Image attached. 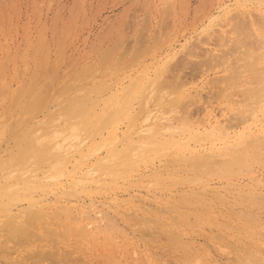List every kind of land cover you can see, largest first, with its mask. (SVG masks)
I'll use <instances>...</instances> for the list:
<instances>
[{
    "label": "rangeland",
    "instance_id": "1",
    "mask_svg": "<svg viewBox=\"0 0 264 264\" xmlns=\"http://www.w3.org/2000/svg\"><path fill=\"white\" fill-rule=\"evenodd\" d=\"M245 13L252 29L241 23ZM261 20L264 0H0V189L5 185L0 204L8 203L0 205V264H264ZM241 25L256 34H245ZM125 88L131 105L127 95L120 99ZM91 96H98L101 107L93 108L95 112L91 108L90 114L115 116L107 127L103 122L108 118L93 117L91 124L105 125L102 132L96 123L85 126V116L77 112ZM118 97L117 103L127 100L124 105L138 116L134 109L122 113L123 104L118 109L125 116L107 114L114 112L112 102L116 106ZM38 100L40 109L24 106ZM147 107L172 117L161 134L176 148L159 147L163 145L155 143L162 135L151 132L144 136L156 138L138 143L142 150L130 144L129 136L116 148L115 140L134 131ZM82 126L98 133L93 130L94 138L89 133L88 138ZM20 133L39 146L46 139L62 145L63 151L73 145L74 156L64 151L62 162L45 164L26 152L21 162L16 158L24 139ZM152 143L159 149H149ZM109 146L130 153L134 167L126 169L117 158L113 167L110 160V165L101 167V161L96 167L98 157L113 153ZM236 156L243 158L240 164L233 162ZM88 165L94 167L93 176L82 175ZM104 167L113 168L114 175H104ZM28 180L39 186L26 189ZM7 187L19 189L18 198L7 195ZM34 207L48 209L41 222L31 218ZM26 223L28 235L13 234V228Z\"/></svg>",
    "mask_w": 264,
    "mask_h": 264
},
{
    "label": "bare ground",
    "instance_id": "2",
    "mask_svg": "<svg viewBox=\"0 0 264 264\" xmlns=\"http://www.w3.org/2000/svg\"><path fill=\"white\" fill-rule=\"evenodd\" d=\"M242 15H243V14H242ZM246 16H248V15H246V13H245L243 16H241V17L243 18V20L241 21V23H242L244 26H246V27H248V25H250V26L253 25V24H254L253 21H252L251 19H248ZM249 18H250V17H249ZM261 21H262V20H261ZM261 21H260V23H261ZM255 23H256V22H255ZM263 23H264V21H262V24H263ZM259 26H260V24H259ZM259 26H258V27H259ZM263 26H264V25H263ZM238 27H239V25H238ZM260 27H262V26H260ZM260 27H259V29H260ZM240 28H242V25H241ZM248 28H251V27H248ZM248 28H247V29H248ZM256 28H257V27H256ZM247 29H246V30H247ZM251 29H252V28H251ZM236 30H237V29H236ZM242 30L245 32V30H244L243 28H242ZM248 30H249V29H248ZM262 30H263V29H262ZM237 31H238V30H237ZM253 31H256V30L254 29ZM260 32H262V31H260ZM263 32H264V31H263ZM263 32H262V33H263ZM225 33H226V32H225ZM246 33L248 34L247 31L245 32V34H246ZM257 33H259V32H257ZM253 34L255 35L256 33H254V32H253V33H250V32H249L248 35H249V36H250V35L252 36ZM260 34H261V33H260ZM238 35H239V34H238ZM238 35H237V33H236V36H238ZM263 35H264V34H263ZM240 36H241V35H240ZM243 36H244V35H243ZM246 36H247V35H246ZM238 38H239V37H238ZM243 38H244V37H243ZM224 40H225V38H224ZM262 40H263V39H260V41H262ZM222 41H223V40H222ZM226 41H227V40H226ZM237 42H238V41H237ZM262 45H263V44H262ZM249 46H250V45H249ZM247 48H248V47H247ZM255 49H256V48H255ZM249 50H250V49H249ZM242 52H243V51H242ZM253 53H254V52H253ZM263 53H264V52H263ZM224 54H225V53H224ZM242 55H243V54H242ZM255 55H256V54H255ZM255 55H254V56H255ZM104 56H105V55H104ZM135 56H136V55H135ZM218 56H219V55H218ZM251 56H252V55H251ZM254 56H252V57H254ZM256 56H258V55H256ZM105 57H106V56H105ZM227 57H228V56H227ZM242 57H243V56H242ZM242 57H241V58H242ZM245 57H246V56H245ZM260 57H261V56H260ZM262 57H263V56H262ZM241 58H239V59H241ZM257 58H258V57H257ZM107 59H108V58H107ZM107 59H106V60H107ZM242 59H243V58H242ZM242 59H241V60H242ZM248 59H249V58H248ZM255 59H256V57H255ZM122 60H123V59H122ZM217 60H218V59H217ZM237 60H238V59H237ZM215 61H216V60H215ZM251 61H253V59H252ZM256 61H257V60H256ZM256 61H255V62H256ZM258 61H259V60H258ZM258 61H257V62H258ZM237 62H239V61H237ZM237 62H236V63H237ZM247 62H250V60L247 61ZM259 62H260V61H259ZM245 63H246V62H245ZM245 63H244L243 66H245V65L247 64V63H246V64H245ZM251 63H253V62H251ZM100 65H101V64H100ZM102 65H103V64H102ZM252 66H253V65H252ZM93 67H94V66H93ZM89 69H90V67H89ZM79 70H80V69H79ZM87 71H88V70H87ZM262 71H263V70H262ZM259 72H260V71L258 70L257 73H259ZM250 73H251V72H250ZM261 73H262V72H261ZM261 73H260V75H261ZM249 75H250V74H249ZM29 76H30V75H29ZM32 76H33V75H32ZM239 76H240V75H239ZM249 77H250V76H249ZM257 77H259V74H256V78H257ZM32 78H33V77H32ZM41 78H42V77H41ZM240 78H241V77H238V79H240ZM260 78H261V77H260ZM260 78H259V79H260ZM262 78H263V76H262ZM262 78H261V79H262ZM38 79H39V78H38ZM261 79H260V80H261ZM149 80H150V79H149ZM248 80H249V79H248ZM252 80H253V79H252ZM252 80H251V82H252ZM256 80H258V78H257ZM27 82H28V81H27ZM146 82H147V81H146ZM248 82H249V81H248ZM28 83H29V82H28ZM33 83H34V82H33ZM26 84H27V83H26ZM35 84H36V83H35ZM260 84H261V82H260ZM28 85H29V84H28ZM42 85H43V84H42ZM141 85H142V84H141ZM22 86H23V85H22ZM93 86H95V85H93ZM93 86H91V87H93ZM131 86H135V87H136L137 85H136V84H133V85L131 84V85H129V87H131ZM20 87H21V85H20ZM28 87H29V86H28ZM31 87H32V86H31ZM110 87H111V86H110ZM122 87H124V86H122ZM137 87H138V86H137ZM163 87H164V86H163ZM26 88H27V87H26ZM26 88H25V89H26ZM97 88H98V87H96V90H97ZM104 88H105V87H104ZM139 88H140V87H139ZM19 89H20V88H19ZM19 89H18V90H19ZM30 89H31V88H30ZM34 89H35V88H34ZM36 89H37V87H36ZM38 89H39V88H38ZM42 89H43V88H42ZM42 89H41V90H42ZM89 89H91V88H89ZM99 89H100V88H99ZM102 89H103V88H102ZM118 89H119V88H118ZM121 89H122V88H121ZM143 89H144V88H143ZM180 89H181V88H180ZM259 89H260V88H259ZM21 90H22V89H21ZM134 90H135V88H134ZM138 90H139V89H138ZM176 90H177V89H176ZM254 90H255V88H254ZM261 90H262V89H261ZM26 91H28V90H26ZM42 91H43V90H42ZM86 91H87V90H86ZM97 91H98V90H97ZM100 91H101V90H100ZM115 91H116V90H115ZM123 91L125 92V91H126V88H125V90L123 89ZM139 91H140V90H139ZM139 91H137V93H138ZM180 91H181V90H180ZM244 91H245V90H244ZM252 91H253V90H252ZM95 92H96V91H95ZM101 92H102V91H101ZM121 92H122V91H121ZM124 92H123V96H122V97H121L122 93H120V94H121V95H120L121 98H120V97H118L117 99H116V98H115V99L113 98V99L115 100V102H116V103H115L116 106L113 104L114 101H113V102H112V100L110 101V102H112L113 107H116V109L113 108V107L111 108L112 105H111L110 102H109L110 104H109V103L107 104V107H108V105H110V106L108 107L109 109H106V106H105V109H106L107 112H108L109 110L111 111V109L114 110V112H112V113L109 112V113H107V114H109V115L111 114L112 117H113V113L116 112V113H118L117 116L119 117V115L122 114L124 111L127 112V113H128V112L130 113V111L134 109V108L129 109L131 106L126 107L127 105H124V104L127 102V100H125V102H124V104H123L124 96L126 97V95L128 94L127 92H125L126 94H125ZM16 93H17V91H16ZM88 93H89V92H88ZM103 93H104V92H103ZM182 93H183V92H182ZM254 93H255V92H254ZM17 94H18V93H17ZM32 94H33V93H32ZM35 94H36V92H35ZM89 94H90V93H89ZM108 94H109V93H108ZM116 94H117V93H116ZM118 94H119V93H118ZM129 94H130V93H129ZM129 94H128V95H129ZM29 95H30V94H29ZM40 95H41V94H40ZM87 95H88V94H87ZM87 95H86V96H87ZM90 95H91V94H90ZM95 95H96V94H95ZM97 95H98V94H97ZM112 95H113V94H111L110 96H112ZM128 95H127V98H126V99H128ZM137 95H138V94H137ZM243 95H244V94H243ZM31 96H32V95H31ZM34 96H35V95H34ZM38 96H39V92H38ZM45 96H46V95H45ZM110 96H109V97H110ZM202 96H203V95H202ZM256 96H257V95H256ZM256 96H255V97H256ZM18 97H19V96H18ZM35 97H36V96H35ZM46 97H47V96H46ZM107 97H108V96H107ZM191 97H192V96H191ZM21 98H22V97H21ZM23 98H24V97H23ZM25 98H26V97H25ZM47 98H48V97H47ZM81 98H82V97H81ZM83 98H84V97H83ZM87 98H88V97H87ZM101 98H102V97H101ZM101 98H100V99H101ZM119 98L122 99L123 101L121 100L122 102H121V101H118V103H117V100H120ZM202 98H203V97H202ZM249 98H250V97H249ZM28 99H29V98H28ZM37 99H38V97H37ZM74 99H75V98H74ZM103 99H104V98H103ZM109 99H110V98H109ZM129 99H130V100H129ZM129 99H128L129 101H128L127 103H130V105H131V102H132V101H131V98L129 97ZM149 99H150V98H149ZM192 99H193V97H192ZM247 99H248V98H247ZM23 100H24V99H23ZM84 100H85V99H84ZM84 100H81V101H84ZM88 100H89V101H88ZM88 100H86V101H84L83 103H81V106H79L80 109H79V111H77L79 114L82 115V117H83V115L85 116V118L83 119L84 121H82L83 124H84L85 126H88L89 123L91 124V121L94 119L93 117H95L97 114H99V115H98L99 118H100V116H101V115H100L101 111L98 112V113H96V114H94V113H91V114H90V112H92V111L95 112L94 109H96V107H99V99H98V96H96V97H94V96L92 97V96H91V98L88 99ZM107 100H108V99H107ZM107 100H105V101H107ZM195 100H196V99H195ZM245 100H246V99H245ZM18 101H19V100H18ZM18 101H17V102H18ZM31 101H32V99H31ZM69 101H70V100H69ZM71 101H72V100H71ZM73 101H74V100H73ZM87 101H88V102H87ZM130 101H131V102H130ZM248 101H249V100H248ZM107 102H108V101H107ZM203 102H204V101H203ZM254 102H255V101H254ZM14 103H15V102H14ZM38 103H39V100H38V102H36V101H33V102H31V103H26V102H25V103H24V106H31L32 108L35 109V108L38 107V106H37ZM68 103H69V102H68ZM77 103H78V102H77ZM87 103H88V104H87ZM119 103H121V104H119ZM12 104H13V103H12ZM71 104H72V103H71ZM74 104H75V103H74ZM74 104H72V105H74ZM79 104H80V103H79ZM86 104H87V105H86ZM118 104H119V105H118ZM122 104L125 106L124 108H122L123 111L120 110V108L122 107V106H120V105H122ZM39 105L41 106V104H39ZM68 105H70V104H68ZM68 105H67V106H68ZM77 105H78V104H77ZM103 105H104V104H103ZM103 105H102V107H103ZM246 105H248V104H246ZM16 106H17V105H16ZM40 106L38 107L39 109H40ZM63 106H65V105H63ZM13 107H14V106H13ZM41 107H43V106H41ZM73 107H76V106H73ZM77 107H78V106H77ZM100 107H101V106H100ZM100 107H99V108H100ZM118 107H120V108L118 109ZM189 107H190V106H189ZM25 108H26V107H25ZM91 108H92V109L94 108V109L92 110ZM110 108H111V109H110ZM126 108H128V110H127ZM141 108H142V107H141ZM256 108H257V107H256ZM39 109H38V110H39ZM67 109H68V108H67ZM70 109H71V108H70ZM75 109H76V108H75ZM90 109H91L92 111H90ZM124 109H125V110H124ZM254 109H255V108H254ZM23 110H24V108H23ZM99 110H100V109H99ZM99 110H98V111H99ZM102 110H103V112L105 111V110H104V107L102 108ZM115 110H118V111H120V112H117V111H115ZM129 110H130V111H129ZM134 110H135V109H134ZM141 110H142V109H141ZM189 110H190V108H189ZM69 111H70V110H69ZM74 111H75V110H74ZM74 111H73V112H74ZM88 111H89V114H87ZM106 111H105V112H106ZM121 111H122V113H121ZM241 111H242V110H241ZM23 112H24V111H23ZM39 112H40V111H39ZM96 112H97V111H96ZM135 112H137V110H135ZM141 112H142V111H141ZM13 113H14V112H13ZM119 113H120V114H119ZM129 113H128V114H129ZM142 113H143V112H142ZM191 113H192V112H191ZM248 113H249V112H248ZM253 113H254V112H252L251 115H252V116H255L256 113H255V114H253ZM67 114H68V113H67ZM72 114H73V113H72ZM75 114H76V113H75ZM79 114H77V115H79ZM92 114H94V115H92ZM101 114H102V113H101ZM107 114H106V115H107ZM128 114H127V115H128ZM131 114H132V113H131ZM138 114H139V113L137 112V116H138ZM189 114H190V113H189ZM236 114H237V113H236ZM238 114H239V113H238ZM30 115H31V114H30ZM30 115H29V116H30ZM69 115H71L70 112H69ZM89 115H90V116H89ZM133 115H134V114H133ZM135 115H136V113H135ZM165 115H166V116H165ZM251 115H250V116H251ZM26 116H27V115H26ZM79 116H80V115H79ZM79 116H78V117H79ZM91 116H92V117H91ZM104 116H105V115H104ZM107 116H108V115H107ZM122 116H125V114H124V115L122 114ZM169 116H170V115H169ZM169 116H167V114H166L165 112L161 113V110L158 111V110H155L154 108L147 107V109L145 110V114L142 116L143 119H142V121L140 122V124H138V125L135 126V122H132V125L135 126L134 131H133L132 133H130V135H127L128 132H125V131H124L123 136H122L120 139L117 138L118 140L116 139L117 141L115 140L114 144H113V142H112L111 144H113L114 146H116V148H119L120 145H121V143L124 142V141H123L124 136H125V137H128V136H129V137H128V138L130 139L129 142L132 141V143L130 142V144H131V145L133 144L134 147L137 149V148L140 146L139 144L145 142V139H147L151 134H153V135H157V137H158V135L161 134V132H162L163 130L166 129V125L168 124L167 121H170V120L172 119V117L170 116V117H171V118H170ZM245 116H246V115H245ZM247 116H248V115H247ZM247 116H246V117H247ZM80 117H81V116H80ZM108 117H109V116H108ZM108 117H105V118H102V117H101L100 120H101V119H103V120H104V119H107ZM112 117H111V118H112ZM127 117H128V116H127ZM198 117H199V116H198ZM242 117H243V116H242ZM27 118H28V117H27ZM99 118H98V119H99ZM119 118H120V117H119ZM140 118H141V117H140ZM95 119L98 120V119H97V116H96ZM114 119H115V116H114V118H113L112 120L108 118V122H103V123H104V124H105V123H106V124H109V120H110V123H111ZM132 119H135V117L132 116ZM136 119H138V118H136ZM136 119H135V121H137ZM18 120H20V119L18 118ZM100 120H99V121H100ZM259 120H260V119H259ZM65 121H66V119H65ZM76 121H77V120H76ZM76 121H75V122H76ZM80 121H81V120H80ZM105 121H106V120H105ZM131 121H133V120H131ZM198 121H199V120H198ZM17 122H18V121H17ZM71 122H72V121H71ZM73 122H74V121H73ZM75 122H74V123H75ZM93 122H94V121H93ZM96 122H97V121H95L94 124H95ZM138 122H139V121H138ZM259 122H260V121H259ZM97 123H98V122H97ZM97 123H96V124H97ZM99 123H100V122H99ZM103 123H102V124H103ZM133 123H134V124H133ZM171 123H172V122H171ZM15 124H16V123H15ZM17 124H18V123H17ZM33 124H35V123H33ZM66 124H67V123H66ZM69 124H70V123H69ZM94 124H91V125H94ZM96 124H95L94 126L99 127L98 124H97V125H96ZM106 124H105V125H106ZM172 124H173V123H172ZM172 124H171V125H172ZM25 125H26V123H25ZM27 125H28V124H27ZM105 125H104V127H105ZM132 125H131V123H130L129 127L132 126ZM171 125H170V126H171ZM11 126H12V124H11ZM28 126H29V125H28ZM36 126H37V125H36ZM40 126H41V125H40ZM72 126H73V125H72ZM79 126H80V125H79ZM85 126H82L83 129H84ZM134 126H133V127H134ZM262 126H263V125H262ZM24 127H25V126H24ZM24 127H23V128H24ZM61 127H62V126H61ZM68 127H69V126H68ZM92 127H93V126H92ZM97 127H96V128H97ZM104 127L101 126V127L97 128V130H99L100 128L103 129ZM106 127H107V125H106ZM114 127H115V126H114ZM129 127H128V128H129ZM20 128H21V127H20ZM28 128H29V127H28ZM38 128H39V127H38ZM57 128H58V127H57ZM65 128L67 129V127H65ZM71 128H72V127H70V130H72ZM128 128H127V129H128ZM130 128H131V127H130ZM189 128H190V127H189ZM189 128H188V130H190ZM192 128H193V127H192ZM207 128H208V127H207ZM215 128H216V127H215ZM258 128H259V126H258ZM260 128H261V127H260ZM85 129H86V127H85ZM91 129H92V128H91ZM102 129H100L101 132H102ZM117 129H118V126H117ZM132 129H133V128H132ZM198 129H199V127H198ZM261 129H263V128H261ZM43 130H44V129H43ZM73 130H74V129H73ZM73 130H72V132H73ZM81 130H82V129H81ZM86 130H87V131H86ZM86 130H85V131L87 132L86 135L88 136V138H89V136H90L89 134H91V135H92V138H94V136H93V133H94V132H93L94 127H93V129L91 130L93 133H92V132H91V133L88 132V130H89L88 127H87ZM95 130H96V129H95ZM95 130H94V131H95ZM120 130H121V129H120ZM123 130H125V129H123ZM191 130H192V129H191ZM195 130H196V129H195ZM202 130H203V129H202ZM16 131H17V130H16ZM37 131H38V130H37ZM41 131H42V130H41ZM45 131H46V129H45ZM50 131H51V130H50ZM53 131H54V130H53ZM67 131H68V130H67ZM82 131H83V130H82ZM130 131H131V129H130ZM14 132H15V131H14ZM21 132H22V131H21ZM24 132H25V131H24ZM27 132H28V131H27ZM38 132H39V131H38ZM46 132H49V131H46ZM70 132H71V131H70ZM115 132H116V131H115ZM146 132H147V133H150V132H151V134H148L149 136H148V137H145V136H147V135L145 134ZM185 132H186V131H185ZM263 132H264V131H263ZM17 133H18V132H17ZM57 133H58V132H57ZM88 133H89V134H88ZM95 133H98V132L95 131ZM95 133H94V135H95ZM118 133H119V132H118ZM163 133H165V132L163 131ZM189 133H190V131H189ZM25 134H26V133H25ZM68 134H69V133H68ZM71 134H73V133H71ZM77 134H78V133H77ZM114 134H115V133H114ZM119 134H120V133H119ZM215 134H216V131H215ZM259 134H260V133H259ZM261 134H262V133H261ZM12 135H13V134H12ZM15 135H16V134H15ZM19 135H20V137L24 138V139H21V140H22V141H21L22 143L20 142L21 147L19 148L18 153L16 154V158H17L18 160H21V162H22V159L24 158V156L27 155V154H25V153H26V152H30V153L32 154V156H30V157H34V158L36 159V161H38V162L40 161L41 163H45V164H48L47 162H49V164H50L51 162H54L55 164H56V162H59V163H60V162L63 161V160L59 161V157H60V155L62 156V154H63L64 151H65V152H68V151L70 152V151L72 150L71 148L73 147V145L70 144L72 147L68 146L69 149H68V150H67V149H64V151H63V146H62V145H58V144L55 145V144H54V141H51L52 139L50 140V139H46V138H45L46 140L44 141L45 143L43 142L44 144L39 142V143H40V146H39V145H38V142H36L37 140L35 141V139H34L33 137H31V138L27 137L28 139H25L26 136H25L23 133H20ZM46 135H47V134H46ZM51 135H52V134H51ZM61 135H62V134H61ZM61 135H60V137H61ZM73 135H74V134H73ZM73 135H72V136H73ZM79 135H80V134H79ZM83 135H84V134H83ZM83 135H82V136H83ZM121 135H122V133H121ZM144 135H145V136H144ZM153 135L150 136V138L152 137V140H153V137H155V136H153ZM161 135H162V134H161ZM200 135H201V134H199V136H200ZM4 136H5V135H4ZM24 136H25V137H24ZM49 136H50V135H49ZM66 136H67V135H66ZM72 136H71V137H72ZM77 136H78V135H77ZM84 136H85V135H84ZM191 136H192V135H191ZM193 136H195V135H193ZM193 136H192V137H193ZM9 137H10V136H9ZM16 137H17V135H16ZM41 137H42V136H41ZM54 137H55V136H54ZM54 137H53V139H54ZM58 137H59V136H58ZM64 137H65V136H64ZM67 137H68V136H67ZM113 137H114V135H113ZM116 137H117V136H116ZM162 137H165V135H164V136L162 135L161 138H162ZM168 137H169V136H168ZM245 137H246V136H245ZM7 138H8V137H7ZM47 138H48V137H47ZM50 138H51V137H50ZM56 138H57V136H56ZM56 138H55V139H56ZM74 138H76V137H74ZM155 138H156V137H155ZM155 138H154V139H155ZM161 138H160V139L157 138L158 140L156 139L157 142L155 143V144H157V145H158L159 143H160L161 145H163V146H159V147H164V146L166 147L167 145H164V144H171V145H170L171 147L176 148V147H174V144H173L174 142L172 143V140H170V139H168V138H166V137H165V138H162V140H161ZM194 138H195V137H194ZM239 138H241V137H239ZM257 138H259V137H257ZM39 139H40V138H39ZM42 139H43V138H42ZM65 139H66V137H65ZM65 139H64V140H65ZM163 139H164V140H163ZM178 139H179V138H178ZM182 139H183V138H181V140H182ZM260 139H261V138H260ZM260 139H258V140H260ZM11 140H12V139H11ZM62 140H63V139H62ZM67 140H68V138H67ZM69 140H70V141H73V140H71L70 138H69ZM76 140H77V139H76ZM76 140H75V141H76ZM81 140H82V139H81ZM86 140H87V138H86ZM147 140H148V139H147ZM150 140H151V139H150ZM150 140H148V141L150 142ZM181 140H180V142L182 143ZM255 140H256V139H255ZM262 140H263V139H261L260 141H262ZM0 141H1V140H0ZM48 141H49V142H48ZM112 141H113V140H112ZM121 141H122V142H121ZM133 141H135V142H133ZM153 141H154V140H153ZM260 141H259V142H260ZM62 142H63V141H62ZM77 142H78V141H77ZM80 142H81V141H80ZM84 142H85V141H84ZM136 142H137V146H135V145H136ZM149 142H146V143H148L147 146H149ZM158 142H159V143H158ZM183 142H185V141L183 140ZM262 142H263V144H264V140H263ZM0 143H1V142H0ZM36 143H37V144H36ZM48 143H49V144L52 143V144H54V145H51V146H50ZM60 143H61V142H60ZM60 143H59V144H60ZM117 143H118V144L120 143V144L117 145ZM127 143H128V142H127ZM134 143H135V144H134ZM138 143H139V144H138ZM146 143H145V144H146ZM150 143H151V142H150ZM61 144H62V143H61ZM74 144H75L74 146H76L78 143H77V144L74 143ZM98 144H99V143H98ZM111 144H108V145H111ZM130 144H127V145H126L127 148L129 147ZM153 144H154V143H152L151 146L148 147V148L150 149L152 146H154ZM178 144H179V143H178ZM178 144H177V145H178ZM253 144H254V143H253ZM260 144H262V143H260ZM20 145H19V146H20ZM68 145H69V144H68ZM78 145H79V144H78ZM96 145H97V144H96ZM131 145H130V148H129V149H130V151H133V148H134V147H133L132 150H131ZM172 145H173V146H172ZM53 146H54V147H53ZM66 146H67V145H66ZM80 146H81V145H80ZM80 146H78V148H79ZM100 146H101V144H100ZM114 146H112V147L115 148ZM186 146H188V145H186ZM189 146H190V145H189ZM98 147H99V146H98ZM98 147H97V149H98ZM112 147H111V148H110V146L108 147V149H109L110 151L113 152V153H109L111 156H110V155H106V154H107V153H106L104 156L101 155L100 157H98V159L95 160L96 162H97V160H98L97 163L94 162V163L96 164V167H97V166L99 167L100 165H101V167H102L103 163H104L103 166L110 165V164L112 163L111 161H114V159L116 160V158H117L116 162H118V159H119V160H121V161H120V164H121L123 167H125L126 169H129V168L131 169V167L133 166V165H132L133 163H132V160H130V158H128L129 155H130V153H126V150L124 151L123 149L115 150V149H112ZM142 147L145 148L144 146H142ZM154 147H155V148L152 147L154 150L159 149V147L156 146V145H155ZM156 147H158V148H156ZM179 147H180V145H179ZM53 148L56 149L58 152H56V150H54V151H55V152H54V151H53ZM73 148H74V147H73ZM78 148H77L76 150H78ZM135 148H134V150H135ZM168 148H169V147H168ZM180 148H181V147H180ZM184 148H185V147H184ZM228 148H229V147H228ZM256 148H257V147H256ZM82 149H83V148H82ZM95 149H96V148H94L93 150H95ZM145 149H147V147H146ZM149 149H148V151H149ZM153 149H152V151H153ZM74 150H75V148H74ZM93 150H92V151H93ZM109 150H108V151H109ZM137 150H142V148L140 149V147H139V149H137ZM160 150H161V149H160ZM173 150H174V149H173ZM200 150H202V149H200ZM228 150H229V149H228ZM72 151H73V150H72ZM87 151H88V150H87ZM110 151H109V152H110ZM114 151H119V152L116 154V153H114ZM143 151H144V150H143ZM148 151L145 150L146 153H147ZM212 151H213V150H212ZM250 151H251V150H250ZM156 152H157V151H156ZM158 152H159V150H158ZM180 152H181V151H179V153H180ZM187 152H188V151H187ZM190 152H193V150L190 151ZM194 152H195V151H194ZM199 152H200V151H199ZM199 152H198V153H199ZM201 152H202V151H201ZM237 152H238V151H237ZM258 152H259V151H258ZM12 153H14V152H12ZM61 153H62V154H61ZM72 153H73V152H72ZM72 153L70 152V154H72ZM74 153H75V152H74ZM83 153H84V152H83ZM93 153H94V151H93ZM132 153H133V152H132ZM136 153H138V152H136ZM136 153H135V155H136ZM183 153H184V152H183ZM31 154H30V155H31ZM138 154H139V153H138ZM159 154H160V153H159ZM165 154H166V153H165ZM260 154H261V153H260ZM63 155H64V154H63ZM79 155H80V154H79ZM90 155H92L91 152H90ZM132 155H133V154H132ZM135 155H133V157H134ZM150 155H151V154H150ZM161 155H162V154H161ZM9 156H10V155H9ZM13 156H14V155H13ZM64 156H65V155H64ZM67 156H68V154H66V157H67ZM71 156H74V154H72ZM80 156H81V155H80ZM82 156H83V155H82ZM85 156H86V155H85ZM96 156H97V155H96ZM233 156H234V155H233ZM25 157H28V156H25ZM108 157H109V159H108ZM111 157H112V159H111ZM193 157H194V156H193ZM16 158H15V159H16ZM60 158H61V157H60ZM67 158H68V157H67ZM69 158H70V157H69ZM232 158H234V157H232ZM12 159H13V158H12ZM26 159H27V158H26ZM28 159H29V158H28ZM61 159H63V158H61ZM80 159H81V158H80ZM199 159H200V158H199ZM256 159H257V158H256ZM260 159H261V158H260ZM13 160H14V159H13ZM24 160H25V159H24ZM24 160H23V161H24ZM31 160H32V159H31ZM68 160H69V159H68ZM109 160H110L111 163L109 162ZM208 160H209V159H208ZM240 160L243 161V158H242L241 156H236L235 159L233 160V162H234L235 164H240V163H241ZM64 161H65V160H64ZM101 161H104V162L101 163ZM105 161H106V162H105ZM107 161H108L109 163H108ZM239 161H240V162H239ZM261 161H263V160H261ZM2 162H3V161H2ZM8 162H9V160H8ZM12 162L14 163V161H12ZM15 162H16V161H15ZM31 162H32V161H31ZM133 162H134V161H133ZM198 162L201 163L200 161H198ZM258 162H259V161H258ZM10 163H11V161H10ZM18 163H20V162L18 161ZM73 163H74V162H73ZM78 163H79V162H77V164H78ZM94 163H91V165L95 166ZM100 163H101V164H100ZM105 163H106V164H105ZM113 163H114V162H113ZM113 163H112V164H113ZM178 163H179V162H178ZM15 164H16V163H15ZM23 164H24V162H23ZM31 164H32V163H31ZM51 164H52V163H51ZM97 164H98V165H97ZM99 164H100V165H99ZM171 164H172V162H171ZM24 165H25V164H24ZM42 165H43V164H42ZM165 165H166V164H165ZM190 165H191V164H190ZM194 165H195V163H194ZM226 165H227V164H226ZM0 166H1V165H0ZM33 166H34V165H33ZM54 166H55V165H54ZM57 166H58V165H57ZM88 166H89V170L86 169V171H84V172L82 173V175H84V176H88V177H89V175H90V176H91V175L93 176L94 172L91 174V170H90V168H92L93 166H90V165H88ZM88 166H87V167H88ZM113 166H114V164H113V165H110L109 167H113ZM116 166H117V165H115V168H118V167H116ZM174 166H175V165H174ZM196 166H197V165H196ZM198 166H199V165H198ZM204 166H206V165H204ZM7 167H8V166H7ZM15 167H17V166L15 165ZM26 167H27V166H26ZM38 167H39V165H38ZM38 167H37V168H38ZM55 167H56V166H55ZM72 167H73V165H72ZM133 167H134V166H133ZM190 167H191V166H190ZM194 167H195V166H194ZM200 167H201V166H200ZM4 168H6V167H4ZM31 168H32V167H31ZM37 168H36V169H37ZM42 168H43V167H42ZM46 168H47V167H46ZM51 168H52V167H51ZM56 168H59V167H56ZM93 168H94V167H93ZM104 168H105V167H104ZM120 168H121V167H120ZM120 168H119V169H120ZM183 168H185V166H184ZM191 168H192V167H191ZM206 168H207V167H206ZM234 168H235V167H234ZM14 169H15V168H14ZM18 169H19V168H18ZM40 169H41V168H40ZM68 169H69V168H68ZM71 169H72V168H71ZM105 169H106V168H105ZM198 169H199V168H198ZM200 169H202V168H200ZM33 170H34V169H33ZM52 170H53V169H52ZM94 170H95V169H94ZM94 170H93V171H94ZM112 170H113V168H112ZM112 170H109V169L103 170V171H105V172H104V175H105L106 171H107V172L110 171V172H108V173H109V174H113L114 172H112ZM23 171H24V170H23ZM28 171H29V170H28ZM48 171H49V169H48ZM66 171H67V170H66ZM69 171H70V170H69ZM113 171H114V170H113ZM126 171H127V170H126ZM196 171H197V170H196ZM203 171H204V169H203ZM24 172H25V171H24ZM32 172H33V171H32ZM45 172H46V171H45ZM95 172H96V170H95ZM100 172H101V171H100ZM122 172H123V171H122ZM19 173H20V172H19ZM33 173H34V172H33ZM36 173H37V172H36ZM42 173H43V172H42ZM116 173H117V172H116ZM123 173H124V172H123ZM203 173H204V172H203ZM26 174H27V173H26ZM96 174H97V173H96ZM30 175H31V174H30ZM32 175H33V174H32ZM41 175H42V174H41ZM59 175H60V174H59ZM62 175H64V174L62 173ZM113 175H114V174H113ZM122 175H123V174H122ZM23 176H24V175H23ZM23 176H22V177H23ZM33 176H34V175H33ZM50 176H53V175H50ZM56 176H57V175H56ZM31 177H32V176H31ZM31 177H30V179H31ZM36 177H38V176L36 175ZM53 177H54V176H53ZM57 177H58V176H57ZM60 177H61V176H60ZM97 177H98V176H97ZM122 177H123V176H122ZM40 178H41V177H40ZM44 178H46V177H44ZM47 178H48V177H47ZM82 178H83V177H82ZM193 178H194V177H193ZM18 179H19V178H18ZM26 179H27V178H26ZM86 179H87V178H86ZM94 179H95V176H94ZM94 179H93V182H94ZM96 179H97V178H96ZM98 179H99V177H98ZM194 179H195V178H194ZM37 180H38V179H37ZM88 180H90V178H89ZM91 180H92V177H91ZM91 180H90V181H91ZM28 181H29V180H28ZM41 181H43V180H41ZM53 181H54V180H52V182H53ZM86 181H87V180H86ZM97 181H98V180H97ZM78 182H80V181H78ZM99 182H100V181H99ZM23 183H24V182H23ZM31 183H32V182L29 181V182H27V183L24 184V186H26V189H31V190H32V189L36 186V184H37V183H36V184L34 185L33 183H32V184H31ZM39 183H41V182H39ZM42 183H43V182H42ZM42 183H41V184H42ZM44 183H47V181L44 182ZM87 183H88V182H87ZM100 183H101V182H100ZM16 184H17V183H16ZM41 184H40V186H41ZM3 185H4V184H3ZM46 185H47V184H46ZM0 186H1V185H0ZM4 186H5V185H4ZM4 186H3V188H4ZM37 186H39V185L37 184ZM42 186H44V185H42ZM18 187H19V186H18ZM3 188H1V189H3ZM11 188H12V187H11ZM42 188H43V187H42ZM1 189H0V190H1ZM26 189H25V190H26ZM17 190H19V189H17ZM17 190H15L14 188H13V189H10V187H9V189H8V187H7V195L9 194V195H11L12 197H16V198H18L17 195H19V193H18L19 191H17ZM1 191H2V190H1ZM3 192H4V191H3ZM27 192L29 193L28 190H27ZM24 193H26V192H24ZM65 193H66V192H65ZM1 195H3V194H1ZM1 195H0V196H1ZM22 195H23V194H22ZM24 195H26V194H24ZM5 196H6V195H5ZM1 197H2V196H1ZM1 197H0V198H1ZM20 198H22V196H21ZM32 199H33V198H32ZM32 199H31V201H32ZM6 200H7V201H10V199H6ZM3 201H4V200H3ZM15 201H16V200H15ZM35 201H36V199L33 200L32 202L35 203ZM10 202H12V200H11ZM10 202H9V204H10ZM13 202H14V201H13ZM32 202H30V203H32ZM2 203H3V202H1V204H2ZM33 203H32V204H33ZM40 203H41V202H40ZM1 204H0V205H1ZM4 204H5V202L3 203L2 206H4ZM6 204L8 205V203H6ZM6 204H5V205H6ZM41 204H42V203H41ZM35 205H36V204H35ZM42 206H43V205H42ZM42 206H41V207H42ZM51 206H52V205H51ZM31 207H33V206H31ZM34 208H36V207H34ZM34 208H33V209H34ZM39 208H40V207H38V209L36 208L37 211H35V212L32 213V217H31V218H33V217H34V218H41V215L44 214V213H47V211H48V209H47V211H46V208H45L43 211H46V212H42V211H40ZM43 208H44V207H42L41 209H43ZM28 209L31 210V208H28ZM33 209H32V210H33ZM25 210H26V209H25ZM32 210H31V211H32ZM31 211H29V213H30ZM29 213H27L28 218H29ZM25 214H26V213H25ZM54 214H55V213H54ZM58 214H59V213H58ZM12 215H13V214H12ZM45 215H46V214H45ZM45 215H42V216L44 217ZM12 217H13V216H12ZM45 217H46V216H45ZM45 217H44V218H45ZM55 217H56V216H55ZM61 219H62V218H61ZM27 220H29V219H27ZM55 220H56V219H55ZM9 221H10V220H9ZM13 221H14V220H13ZM20 221H21V220H20ZM31 221H32V219H31ZM41 221H42V218H41V220L38 221V222H41ZM46 221H47V218H46ZM46 221H45V222H46ZM64 221H65V220H64ZM18 222H19V221H18ZM25 222H27V221H25ZM35 222H36V220H35ZM49 222H50V221H49ZM14 223H15V222H14ZM23 223H24V222H23ZM23 223H22V224H23ZM28 223H29V222H28ZM33 223H34V221H33ZM33 223H31L29 226L33 225ZM43 223H44V222H43ZM51 223H52V222H51ZM140 223H141V222H140ZM8 224H9V223H8ZM16 224H17V223H16ZM34 224H35V223H34ZM52 224H53V223H52ZM56 224H57V223H56ZM60 224H61V223H60ZM65 224H66V223H65ZM11 225H12V223H11ZM11 225L9 224V226H11ZM24 225H25V224H24ZM43 225H44V224H43ZM57 225H58V224H57ZM67 225H68V224H67ZM69 225H70V224H69ZM1 226H3V225H1ZM16 226H17V225H16ZM33 226H34V225H33ZM37 226H38V225H37ZM55 226H56V225H55ZM59 226H60V225H59ZM141 226H142V225H141ZM6 227H8V225H7ZM6 227H5V229H6ZM12 227H14V226H12ZM12 227H11V228H12ZM31 227H32V226H31ZM45 227L48 228L47 226H45ZM154 227H155V226H154ZM11 228H10V229H11ZM27 228H28V225H27V223H26L25 226H21V225H20V227L18 226V227L13 228L12 232L15 231V232H17V233H21V234L24 233V234H27V233L29 232V231H27ZM53 228H54V227H53ZM53 228H52V229H53ZM64 228H65V225H64ZM71 228H72V226H71ZM140 228H141V227H140ZM145 228H146V227H145ZM29 229H30V231L32 230L31 228H29ZM54 229H55V228H54ZM58 229H59V228H58ZM72 229H73V228H72ZM160 229H161V228H160ZM162 229H163V228H162ZM246 229H247V228H246ZM6 230H7V229H6ZM49 230H50V228H49ZM67 230L69 231V229H67ZM67 230H66V231H67ZM140 230H142V229H140ZM249 230H250V229H249ZM33 231H34V230H33ZM33 231H31V232H33ZM35 231H36V230H35ZM51 231H52V230H51ZM159 231H160V230H159ZM7 232H8V231H7ZM9 232H10V231H9ZM15 232H14L13 234H17V233H15ZM26 232H27V233H26ZM31 232H30V233H31ZM247 232H248V231H247ZM45 233H46V232H45ZM48 233H49V232H48ZM50 233H51V232H50ZM55 233H56V231L54 230V231L52 232V234H53V235H56ZM31 234H32V233H31ZM38 234H40V233H38ZM52 234H50V235H52ZM57 234H59V233H57ZM170 234H171V236L173 237L172 233H170ZM173 234H174V233H173ZM27 235H28V234H27ZM164 235H165V234H164ZM11 236H13V235H11ZM19 236H20V235H19ZM25 236H26V235H25ZM35 236H36V235H35ZM43 236H44V235H43ZM64 236H65V235H64ZM151 236H154V234L151 235ZM14 237H15V235H14ZM44 237H45V236H44ZM53 237L56 238V236H53ZM53 237H52V238H53ZM169 237H170V236H169ZM5 238H6V237H5ZM15 238H16V237H15ZM50 238H51V237H50ZM22 239H23V237H22ZM25 239H26V238H25ZM22 241H24V240H22ZM18 242H19V241H18ZM54 243H55V242H54ZM248 244H249V243H248ZM43 252H44V251H43Z\"/></svg>",
    "mask_w": 264,
    "mask_h": 264
}]
</instances>
